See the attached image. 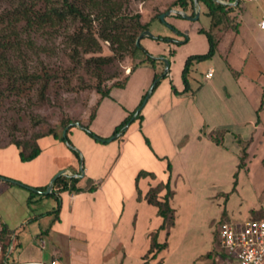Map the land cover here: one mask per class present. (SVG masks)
I'll return each instance as SVG.
<instances>
[{"label":"crops","instance_id":"crops-1","mask_svg":"<svg viewBox=\"0 0 264 264\" xmlns=\"http://www.w3.org/2000/svg\"><path fill=\"white\" fill-rule=\"evenodd\" d=\"M233 5V36H228L230 26L222 15L212 20L214 54L193 62L188 88L183 78L187 58L210 49L202 26L189 29L190 24L174 21L172 26L180 37L167 36V41L145 45L153 56L169 59V70L164 74L165 66L142 65L131 73L122 91L132 83L138 87L140 96L133 107L156 72L160 82L142 109L143 117L118 137L94 146L88 166L79 168V156L69 154V160L55 167L46 181L5 180L0 173L1 184L21 193L26 203L19 218L0 212L9 241L6 260L155 264L159 249L153 237H161L171 225L164 223L159 208L149 202L152 190L159 198L169 196L175 215L178 198L224 196L225 187L240 186L244 179L258 187L261 178L264 187V175L257 174L264 170V15L251 20L241 2ZM186 30L190 32L187 36ZM144 57L139 51L138 59ZM209 70L213 73L207 78ZM99 150L100 160L96 157ZM124 157L129 163L121 162ZM62 169L69 179L78 178L76 186L82 189L50 194L57 188L54 183L45 193L54 174Z\"/></svg>","mask_w":264,"mask_h":264},{"label":"rangeland","instance_id":"rangeland-1","mask_svg":"<svg viewBox=\"0 0 264 264\" xmlns=\"http://www.w3.org/2000/svg\"><path fill=\"white\" fill-rule=\"evenodd\" d=\"M31 1L33 0H0V37L13 32V25L9 26V20L14 17L15 10L22 3ZM174 1L79 0L78 2L87 13L91 12L90 14L95 17L103 9L114 7L121 14L141 12L143 19L146 20L156 13L164 12ZM241 6L250 11L248 19L260 20L264 15V0L252 2L241 0ZM205 9L206 7L202 5L201 14L194 21L175 15H169L165 20L160 17L156 18L151 22L149 29L154 37L143 38L146 41L141 42L142 46L146 48L145 45L152 41L156 42L155 37L158 36L180 37L178 31L172 26L174 21L183 26L190 24L189 29L192 26L193 28L202 26V29L210 33V24L213 19L204 13ZM189 15L192 16V14ZM222 20H225L226 24L230 26L231 33L228 36H233L232 26L236 20L234 10L227 14L222 13ZM228 28L226 27V29ZM17 29L18 38L13 40L14 46L7 53L17 74H32L44 69L52 73L55 71L60 73L53 78L56 83H52L47 91L50 101L41 98L38 84H31V80H27L28 82L25 84L30 89H26L22 93L5 89L0 98V173L21 181L35 179L46 181L47 175L55 167L61 166L69 160V154H73L75 157L79 156V168H81V164L84 167L88 166L90 164L89 154L91 150L94 151V146L109 142V139L117 134L110 132L115 123L119 125L125 118L129 116L132 118L145 100L154 81L134 107L140 93L134 83L130 89L122 91L127 88L126 84L128 83L126 82L123 86L114 87L92 109L99 97L94 90L97 76L94 74L95 69L92 64L84 62L74 64L68 56L70 49L68 34L73 29L71 22L68 21L60 32L53 33V35L41 36L35 32L29 34L23 31L19 25H17ZM189 33L186 30L184 35L187 36ZM211 35L214 37L216 34L212 32ZM215 45L217 44L215 43ZM105 49L107 50L108 46H105ZM183 51L185 52L187 49H183ZM131 64V57L125 55L123 59L115 58L104 70L106 73L114 71L118 74V78L123 79L130 72ZM6 72V68H0L4 87L7 86ZM20 81L22 78H18L17 82L20 83ZM107 100L110 101L106 103ZM68 119L78 121L73 125H67L64 129L63 121ZM139 120H135L134 123ZM84 126L89 128L86 129ZM50 129L55 130L59 137L56 139L52 135L41 137L39 144L43 149V154L32 160L23 161L19 156V149L13 141L24 140L35 132H47ZM66 129L67 139L64 136ZM89 130L106 141H98L89 133ZM96 157L99 160L103 157L102 150L96 151ZM123 159L122 163H129L126 157ZM61 171L63 169L56 172L54 176ZM257 174L264 175V170L259 169ZM61 176L65 177L66 175L62 174ZM15 178L12 179L15 180ZM258 183L260 186L254 187L244 179L240 186L225 187L224 196L220 197L204 195L193 199L188 196L182 200L178 198L177 212L166 221L168 226L171 225L166 230H170V234L165 231L162 232L161 237L159 235L153 237L155 248L159 249L155 264H224L229 259V255L220 242L219 226L222 221L239 226L249 219L264 218V187L261 186V178ZM9 186L1 184L0 181V212L8 216L13 214V217L19 218L26 209V203L23 201L24 197L21 193H17L13 187L10 190ZM49 201L52 202L51 199Z\"/></svg>","mask_w":264,"mask_h":264},{"label":"trees","instance_id":"trees-1","mask_svg":"<svg viewBox=\"0 0 264 264\" xmlns=\"http://www.w3.org/2000/svg\"><path fill=\"white\" fill-rule=\"evenodd\" d=\"M79 0H33L30 3H22L19 8L14 12V17L9 20V26L13 25V32L10 34H4L0 37V68H6V84L3 86L4 81L0 75V98L3 96L5 89L16 90L17 93L26 91L25 86L27 80H31V84H38V90L42 99L50 101L47 96V91L51 87L53 78L59 75V71L54 73L47 69L39 72H33L32 74H17L14 65L10 63L8 58V50L13 48V40L18 38L19 32L17 25L23 28V31L27 33L35 32L39 35H53V33L60 32L61 28L70 21L73 25L72 31L68 34V41L70 49L68 56L74 64L87 63L92 64L95 69V75L97 76V83L94 86V90L97 93V100L95 102L96 107L102 98L107 96L111 90L116 86H123L128 81L131 73L141 65L151 66L157 69L158 65L164 68L165 63L161 58L155 57L145 47L137 44L139 35L150 29L151 22L156 18H159L162 13L167 12L170 9L183 10L194 16L196 14V7L194 0H175L168 9L164 12H159L153 15L150 19H143L141 12L134 14H121L114 7L103 9L96 17L87 13L84 8L79 4ZM227 3L218 2L216 0H198L199 5L206 7V14L212 19L218 18L219 15L227 14L234 9L233 3L235 0H223ZM241 0H239L238 5ZM178 17H182L180 14H172ZM201 32H204L209 37L210 49L207 53L191 55L187 58L185 67L183 70V78L186 87H189V73L193 62L202 61L214 54L215 42L208 31L201 28ZM146 37V36H145ZM144 37V38H145ZM157 40L167 41L168 37L158 36ZM143 40V38H142ZM141 40V42H142ZM108 46V52L105 49ZM40 48L45 49L43 46ZM142 51L145 54L143 59H138V53ZM125 55L131 57L132 64L130 72L123 78H118L116 72H105L104 68L111 64L115 58L123 59ZM160 73L156 72L153 81H157L155 87L160 80ZM18 78H22L20 83L17 82ZM30 84V85H31ZM135 114V113H134ZM142 111L132 121L141 119ZM131 116L124 119L123 123L116 126L114 133L124 132L126 130L125 125L129 123ZM78 120H64L63 128L67 125H73ZM82 124V123H81ZM86 129L89 127L84 126ZM92 136H95L93 131L89 130ZM52 135L55 138L59 137V134L50 129L47 132H35L31 137L24 140H14L19 149V156L23 161H29L37 157L42 148L39 144V139L43 136ZM67 139V136L65 137ZM104 140V139H103ZM106 141V140H104ZM244 160V158H243ZM242 160L241 163H244ZM171 167V164L168 165ZM1 176V175H0ZM78 178L69 179L67 176H60L55 181L54 192L50 194H58L60 191L77 189L81 190L82 187L76 186ZM41 189H45L41 188ZM149 202L156 205L159 208V213L164 219V223L171 218L173 209L169 202V196L159 198L157 191L154 189L149 193ZM6 226L2 225L0 232V243L2 245V251L6 253L8 251L9 241L5 238Z\"/></svg>","mask_w":264,"mask_h":264},{"label":"built area","instance_id":"built-area-1","mask_svg":"<svg viewBox=\"0 0 264 264\" xmlns=\"http://www.w3.org/2000/svg\"><path fill=\"white\" fill-rule=\"evenodd\" d=\"M251 1V0H246ZM264 27V19L261 21ZM212 71L206 74L209 78ZM2 224L0 222V232ZM219 239L229 259L224 264H264V218L249 219L239 226L228 221L219 226ZM0 264H63L58 258L51 260L8 261L0 243Z\"/></svg>","mask_w":264,"mask_h":264},{"label":"water","instance_id":"water-1","mask_svg":"<svg viewBox=\"0 0 264 264\" xmlns=\"http://www.w3.org/2000/svg\"><path fill=\"white\" fill-rule=\"evenodd\" d=\"M216 1H218V2H222V3H227V2H225V1H223V0H216ZM194 2H195V7H196V14H195L194 16L189 15L187 12H185V11H183V10H179V9H175V8H173V9L168 10V11L165 12V13H162V14L160 15V18H162V20H165V18H166L167 16H169V15H172V14H180V15H182L183 17L188 18V19H190V20H196V19H198L199 16H200V8H201V6L199 5L198 0H194ZM238 2H239V0H235V2H234L233 4H237ZM145 36H151V37H154V34H153L150 30H146V31L142 32V33L139 35L138 39H137V44H138V45L141 44V40H142V38H144ZM162 59H163L164 62H165V70H164V74H166V73L168 72V70H169L170 62H169V59L166 58V57H162ZM164 74H163V75H164ZM161 77H162V76H161ZM158 80H159V78H158ZM156 83H157V81H155V82L153 83L152 87L150 88L149 92H148L147 95H146L145 100L143 101V103L141 104V106L137 109V111H136L135 114L132 116L131 120H130L129 123L125 126V128H128V126L132 123V121L136 118V116L142 111V109H143V107L145 106V104L147 103V101H148V99H149V97H150V95H151V93H152V91H153L154 86L156 85ZM78 124H79V123H78ZM64 133H65L64 136L66 137L67 129L64 131ZM119 135H120V132H118L116 135H114V136H113L112 138H110L109 140H112L113 138L118 137ZM94 137L97 138V139H99V140H101V141H103V138L99 137L98 135H95ZM63 173H64V171H61V172H59L56 176H54V177L52 178V180L50 181V184L48 185L47 189L44 191L45 193H49V192L52 190L53 185H54L56 179H57L58 177H60ZM1 178L5 179V180H11L10 178L5 177V176H2Z\"/></svg>","mask_w":264,"mask_h":264}]
</instances>
